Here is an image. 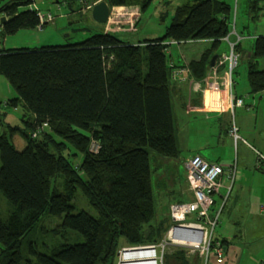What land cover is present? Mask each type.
Returning a JSON list of instances; mask_svg holds the SVG:
<instances>
[{"label":"trees","instance_id":"obj_1","mask_svg":"<svg viewBox=\"0 0 264 264\" xmlns=\"http://www.w3.org/2000/svg\"><path fill=\"white\" fill-rule=\"evenodd\" d=\"M3 1L2 37L41 25L37 10L31 8L34 0ZM108 1L111 6L128 0ZM152 1L143 0V10ZM233 17L226 0H190L175 8L162 36L138 43L96 32L78 43L0 47V75L18 94L6 103L22 102L34 115L26 122L29 141L24 150L17 151L9 140L17 127L0 134V197L5 195L12 204L7 220L0 214V264H116L123 241L141 246L162 240L161 226L150 223L155 211L150 154H179L169 48L173 41L212 39V47L188 64L192 79L202 80L222 39L231 34L233 23L236 26ZM257 65L252 62L247 72L251 93L264 92V69ZM44 122L49 123L46 132L33 139L30 131ZM92 141L100 144L99 152L89 151ZM69 146L74 150L67 155ZM81 154V165H74ZM57 177L63 180L60 188L53 185ZM78 190L95 216L72 202ZM45 213L61 220L53 229L56 235L73 230L84 241L63 242L49 253L33 242L23 244ZM168 221L167 228L170 216ZM163 255L189 264L183 250Z\"/></svg>","mask_w":264,"mask_h":264},{"label":"rangeland","instance_id":"obj_2","mask_svg":"<svg viewBox=\"0 0 264 264\" xmlns=\"http://www.w3.org/2000/svg\"><path fill=\"white\" fill-rule=\"evenodd\" d=\"M66 1H68V3L71 2V0H34L33 7L44 12L47 16L52 15L53 19L46 24L43 30L39 27L25 28L16 33L6 35L3 37V39H5V45L2 46H6V48L9 49H35L49 45L78 43L96 32H103L104 27H107V25H109V28H118L116 30L119 31H114V33L125 41L138 42L144 39L157 38L165 33V26L170 23L172 18L171 14L174 12L175 8L190 0H153L146 10H143L142 7L143 0H128L125 5H111L114 14L110 24L97 22L93 18L92 11L86 7L87 2H95V5L102 0H85L84 3H80V0H73V9L68 6V3L66 4ZM106 1L109 2L108 0ZM226 1L232 4L234 10L233 18H235L237 29L240 31L243 29V34L245 35L242 40L241 48L237 50V52L240 53V61L235 71V77L238 81L237 87L243 89L248 85L247 72L251 63L259 61L260 64L257 65L259 69H262L264 66V0ZM163 12L168 13L161 19L160 17ZM3 17L5 16L0 12V24L3 22ZM134 27L137 29L122 30L123 28ZM249 35L250 38L247 39ZM233 37L234 36H232V38ZM228 43L227 40L222 39L218 49L219 54L224 55L230 52L231 48ZM212 44L213 42L211 40L174 43L170 46L168 52L169 63L171 64V60H174L175 63H183L184 61L199 59L206 49L212 47ZM255 45H257L256 48L254 47ZM252 53H260L261 56L253 58L251 55ZM171 85L170 94L174 105L173 112H175L177 124V126H175V128H177V147L181 150V153L179 152V156L175 159L166 158L154 151H151L150 154L151 167L153 170L152 184L155 198V211L152 214L153 217L150 223H156L155 227L161 226V229L164 231V237L158 243L157 254L159 257V264H178L174 257L170 256L168 260L166 259L163 255L164 249L161 244L163 243V239L167 238L169 234V228L167 227L169 224V216L171 217V205L181 199H192V190L187 186V182L184 179L185 166L182 163L183 157L189 153L188 144H193V142H195L197 145L205 146L209 141H216L217 143L212 144L210 149L203 148L201 151L202 154L207 156L210 160H215V155L219 158L221 154H224L227 158H232V161L223 164L229 166L236 162L239 171L238 177L232 184V188L235 184V189L231 196L229 195L228 201L226 200L227 206L224 212L221 208L225 199L218 193L214 195V199L216 200L214 208L218 213H215L217 223L213 231V237L215 239L219 238L224 245L223 238H226L228 243H231L236 235L244 234V242H242V244L246 246V248L242 249V247H240L241 244L235 242L238 248L236 258L237 256L241 257L242 264H250L251 261H254L255 264H264V235L255 234L254 232L250 234L246 233L250 230L264 231V223L261 222L264 214H261L258 210L260 204L264 203V201H261L264 199V189L259 186V184L264 181V176L261 180L258 177H253L254 172H256V174L258 173V169L256 170L253 166L254 157L252 153L248 152L245 147L240 146L241 155L239 164L237 158L238 149L235 148V144L231 146V148L227 145L224 151L223 145L227 144L226 140H228V143L231 142L230 137H220L219 133H211L207 128L213 129L214 127L206 126V124L204 125L202 122L199 123V131H196L194 129L195 126L189 121L190 119L193 120L195 117H186L182 115L181 112H177L179 108L177 103L180 95H174L172 93L173 87ZM15 95H17V92L12 87L7 77L0 75V134L6 129L9 130V126L12 128H16V126L23 128L25 125L22 120L23 110H21V107L19 106L15 109V107L11 105L8 106L5 103ZM55 137L58 140L60 139L57 136ZM188 138H192V140H188ZM9 140L17 151L24 150L29 141L28 137L24 135V130L15 131L14 136ZM96 147H98L97 152H99L101 148L100 144L96 141H92L89 145V151L96 153L92 151ZM65 148V153L67 155L73 153V147L71 148L69 146ZM83 157L84 155L81 154L78 158H75L76 161L74 165L79 163L80 166ZM241 157L245 158L244 162ZM75 167L79 169V173H82V170H80L78 166ZM241 170L245 173V177L239 182L241 176L240 172L242 173ZM186 177L188 178V173ZM62 181L61 177H57L56 181H53V185L56 184L55 186L60 188L63 185ZM231 182H229V185H231ZM220 193L226 198L229 191L221 189ZM72 202L76 205L77 209L85 210L93 216L96 215L93 206L82 191L78 190L75 192ZM248 206H253L250 215L256 216V221H252L254 218L250 215L246 217L245 209ZM11 211L12 204L9 199L2 194L0 197V214L3 220L8 219ZM193 218L192 215L188 217L189 220ZM60 222V219L45 213L35 227L25 236L23 244L30 245V242H33L37 245L39 251L49 253V250L61 245L63 242L78 243L84 241V236L80 232L73 230H70L67 236L56 235L53 229H55ZM251 223H253L252 226L249 225ZM245 237L249 238V242H246ZM123 245V247H129V243L126 241H123ZM166 246L165 251L167 253H174V255L177 251H185L189 264H220L217 260L218 258H216L215 247L211 248L210 254L208 257L206 256L205 261V259L203 260V255L206 253L202 254L201 250L199 252L197 248L188 247L182 249L171 243ZM248 249H250V252ZM122 253L123 249L120 250L118 254L116 264H120L123 260ZM236 261H231V264H236Z\"/></svg>","mask_w":264,"mask_h":264},{"label":"built area","instance_id":"obj_3","mask_svg":"<svg viewBox=\"0 0 264 264\" xmlns=\"http://www.w3.org/2000/svg\"><path fill=\"white\" fill-rule=\"evenodd\" d=\"M85 0H80L84 3ZM92 5L87 3V8ZM33 9H35L32 5ZM37 10L41 25L52 20V15H46L44 12ZM113 13V12H112ZM111 19V18H110ZM40 25V26H41ZM1 32V29H0ZM236 35L235 41H229L231 50L229 53L221 56L224 58L226 65L218 69L216 67L210 68L207 75L201 80L200 87L203 96L204 108L208 111L224 112L230 111L231 116V129L230 135L234 141L238 143L242 137L240 134L239 126L235 122L234 112L236 107L244 106V99L237 98L234 94L235 90V71L239 66L237 54H239L235 47L243 39L236 30L233 31ZM4 40L0 34V47L3 45ZM237 53V54H236ZM178 71H175L173 78L176 79ZM49 127L48 122L37 126L30 131L32 138H39ZM244 140V139H242ZM98 147L93 149L97 152ZM258 166L264 167V154L260 151L257 152ZM188 181L193 192V200L176 202L171 205V218L173 221L172 227L169 231V238L171 242L180 244L181 246L197 248L201 250L202 254L206 253L207 256L212 247H215V252L221 261L223 258V249L220 242L212 245V229L206 225L214 226L217 219L210 218V208L213 204V193L218 190L224 178L234 181L238 175V166L236 163L229 165L227 168L223 164L205 160L199 154L191 156L187 162ZM264 210V207H263ZM194 215V221H188V217ZM174 231L175 233H173ZM165 245L163 244V247Z\"/></svg>","mask_w":264,"mask_h":264},{"label":"crops","instance_id":"obj_4","mask_svg":"<svg viewBox=\"0 0 264 264\" xmlns=\"http://www.w3.org/2000/svg\"><path fill=\"white\" fill-rule=\"evenodd\" d=\"M9 1V0H7ZM73 1V0H72ZM5 1L0 0V5L3 4ZM68 3V1H66V4ZM74 3V1H73ZM69 7H71L70 3H68ZM71 9H73V4ZM84 9V8H83ZM172 16V14H171ZM161 18V17H160ZM48 24V23H47ZM168 25V24H167ZM166 25V26H167ZM46 26V24L44 25V27ZM109 25H107V27H104L105 29H103V31H119L116 30L118 28H109ZM165 26V28H166ZM44 27H42V30L44 29ZM122 29V28H119ZM126 29H132L133 28H123L122 30H126ZM137 29V28H136ZM238 31L245 36L243 33V29L242 31H240L238 29ZM250 38V35L248 36L247 39ZM231 40H235V36L232 38L231 36ZM131 42V41H130ZM139 42V41H138ZM138 42H132V43H138ZM229 44V43H228ZM241 44L242 41L239 45V49L241 48ZM5 45V39H4V44ZM230 46V45H229ZM257 45H255L254 47L256 48ZM6 47V46H5ZM253 57H259L261 56V54H256V53H252ZM263 59H264V55H263ZM190 61H184L183 63H175L174 60H171V65L174 66L175 68H179V72L177 75V78H170V85L173 87L172 88V93L175 95H180V98L178 100V109L177 112H181L182 115L186 116V117H195L193 120H189L190 123H192L194 127V129L197 131H199V123L202 122L204 123V125L206 124V126H212L214 127L213 129L207 128V130H209L211 133L217 134L219 133L220 137H225L228 136L230 137V141L227 144H224V151L227 148V145L233 146L235 144V148L238 149V164L240 162V146H243L246 148V150L248 152H251L253 157H254V163L253 166L254 168L257 170V174L256 172H254L253 177H258L260 180L263 178L264 176V167L258 168V158H257V152L260 151L264 154V92H260V93H251L250 92V86L249 83L247 81V86L246 88L244 87L243 89H240L238 86V81L236 80V86H235V90H234V94L237 97H243L244 101H245V106L243 107H237L235 109L234 112V116H235V122L236 124L239 126L240 129V134H241V142L238 143V145L235 143V141L233 140L234 138L230 135V129H231V112L227 111V112H222V113H215V112H209L204 108L203 105V96L201 93V87H200V82L201 80H194L192 79L193 77L191 75H189V72L186 70V66H188ZM258 64H260L259 61H257ZM185 68V69H184ZM264 69V66L263 68ZM172 76V74H171ZM171 95V94H170ZM18 94L15 95L13 98H10L8 101L17 98ZM7 102V101H6ZM5 102V103H6ZM7 104V103H6ZM17 106H13L16 108H18L19 106L21 107L22 111V120L24 121L25 125L23 126V128L16 126L17 130L16 131H20V130H24V135L27 137L26 135V129L27 128V124L26 122L31 120L33 118V114L25 107V105L22 102H18ZM171 105H172V114H173V121H174V128L175 126H177L176 124V116H175V112H173V103H172V98H171ZM10 106V105H8ZM181 115V114H180ZM188 121V122H189ZM203 125V126H204ZM189 134V133H188ZM175 136H176V142H177V128H175ZM188 140H192V138H188ZM217 143L216 141H209L206 143L205 146L203 145H197L195 142H193V144H188V151L189 153L183 157L182 159V163L186 164L188 158L194 154H200L203 157H205L207 160H210L207 156L202 154V150L203 148H207L210 149L212 147V144ZM178 148V147H177ZM178 151L181 153V150L178 149ZM208 155V154H207ZM179 156V154H178ZM177 156V157H178ZM176 157V158H177ZM175 159V158H172ZM232 158H227L226 156H224V154H221L219 156V158H217V156L215 155V160H210L213 162H218V163H229L231 162ZM242 161L244 162L245 158L241 157ZM236 163V162H235ZM237 164V163H236ZM227 168V166H226ZM242 171V170H241ZM239 175V172H238ZM237 175V177H238ZM240 180L239 182L244 179L245 177V173L242 171V173L240 172ZM181 176V174H180ZM186 166H185V181L187 182V186H189L188 181L186 180ZM236 177V178H237ZM236 180V179H235ZM229 182H231L229 179L224 178L220 187L218 188V194H220V196L222 198H224V204L221 208V210L224 212V210L226 209L227 206V201L228 198L231 196V194L233 193L234 189H235V184L233 185L232 188V184L235 182H231V185H229ZM262 183H264V181H262ZM259 184V186L264 189V184ZM241 188V185H240ZM221 189H226L229 191L227 197H223V194L220 193ZM264 193V191H263ZM260 194V193H258ZM230 195V196H229ZM188 200V199H185ZM227 200V201H226ZM179 201H184V199L179 200ZM261 201H264V199H262ZM264 203H261L259 206V211L261 212V214H264ZM253 209V206H248L246 207V212L245 215L246 217L248 215H250L251 211ZM252 218H254L252 221H256L257 218L256 216L250 215ZM250 220V219H249ZM248 222V221H247ZM261 222L264 223V216L261 219ZM253 223L249 224L250 226H252ZM251 232H254L255 234H262L264 235V231L263 230H250L249 232H246L247 234H250ZM245 233V234H246ZM236 235V234H235ZM244 235V234H243ZM243 235H236L235 239H233V241L231 243H228V241L226 240V238H223L224 240V245H223V252H224V257L222 259V261L220 262L219 259H217L219 261L220 264H231V261H236V264H242V260L241 257L237 256L236 258V254L238 251L237 246L235 245V242H237L238 244L240 243V247L246 248V246H243L242 242H244L243 239ZM260 235V236H262ZM246 242H249V238L245 237ZM248 251L250 252V249H248ZM218 258V257H216ZM234 258V259H233ZM206 258L203 257V260ZM233 259V260H232ZM254 261H251L250 264H255ZM248 264V263H247Z\"/></svg>","mask_w":264,"mask_h":264},{"label":"bare ground","instance_id":"obj_5","mask_svg":"<svg viewBox=\"0 0 264 264\" xmlns=\"http://www.w3.org/2000/svg\"><path fill=\"white\" fill-rule=\"evenodd\" d=\"M103 1V0H102ZM106 1V0H105ZM80 3H82V2H80ZM88 3V2H87ZM95 3V2H94ZM94 3H89V4H91L92 5V7L91 8H89L90 9V11H92V9H93V7H94ZM109 6H110V4H109ZM86 7H87V5H86ZM110 10H111V12H110V16H109V20H108V24H110L111 23V19L110 18H112V16H113V14L114 13H112L113 12V8H112V6H110ZM234 20H235V18H234ZM47 23H49V21L48 22H46V23H44V24H42L41 26H39V28H41L42 29V27H44V25L45 24H47ZM106 23V24H107ZM105 29V28H104ZM133 30H136V27H134L133 28ZM234 30H236V32L240 35V36H242L243 37V39H244V36L238 31V29L236 28V26H235V23H233V30H232V32H231V34L229 35V36H227V37H229V40L230 41H232L231 40V36H235V40H236V35L235 34H233V31ZM103 32H107V31H103ZM109 32H112V33H114L113 31H109ZM225 40H227L226 39V37L224 38ZM242 39V40H243ZM4 40V39H3ZM203 40H205V41H207V40H211L212 41V39H203ZM235 40H233V41H235ZM241 40V41H242ZM228 41V40H227ZM232 41V42H233ZM240 41V42H241ZM184 42H186V41H184ZM229 42V41H228ZM173 43H177V42H175V41H173ZM4 44V43H3ZM229 45H230V43H229ZM2 47V46H1ZM230 48H231V46H230ZM170 49V48H169ZM239 53V52H238ZM237 54V53H236ZM219 56H218V58L216 59V61H215V64L212 66L211 64H210V66H209V69L210 68H214V67H216V68H218V69H221V68H223L225 65H226V63H225V61H224V58H222L221 56H223V54L221 55V54H218ZM237 56H238V60L240 59V53L239 54H237ZM211 63V62H210ZM174 67V66H173ZM174 70H173V72H172V76H171V78H173V74H174V72L175 71H178L179 70V68L177 69V68H173ZM185 69V68H184ZM209 69H208V71H209ZM186 70L189 72V75H191V72H190V67L189 66H186ZM207 75V74H206ZM205 77V76H204ZM203 77V78H204ZM235 80H236V77H235ZM235 86H236V84H235ZM237 97V96H236ZM237 98H239V97H237ZM241 98H243V97H241ZM244 99V98H243ZM245 102V101H244ZM244 106H245V104H244ZM240 107H243V106H240ZM237 108V107H236ZM208 111V110H207ZM209 112H215V113H222V112H217V111H209ZM224 112H227V111H224ZM230 112V111H229ZM26 134H27V131H26ZM234 140V139H233ZM239 142H241V141H239ZM238 142V143H239ZM236 143V142H235ZM238 143H236L237 145H238ZM194 155H196V154H194ZM200 155V154H199ZM193 156V155H192ZM202 158H204L205 160H207L205 157H203L202 155H200ZM191 157V156H190ZM189 157V158H190ZM188 158V159H189ZM210 161V160H209ZM211 162H213V161H211ZM215 163H218V162H215ZM219 164H221V163H219ZM223 164V163H222ZM223 165H225V164H223ZM185 166H186V164H185ZM225 167H226V165H225ZM228 167V166H227ZM258 168H263V167H259L258 166ZM262 170H264V169H262ZM186 171H187V167H186ZM186 175H187V173H186ZM187 181H188V178H187ZM223 181V180H222ZM235 181V180H234ZM188 184H189V181H188ZM189 187H190V184H189ZM190 189H191V187H190ZM192 190V189H191ZM218 192V190L216 191V192H214L213 193V204H212V207H214V205H215V202H216V200L214 199V195L216 194ZM193 198H194V196H193V192H192V199H188V200H184V201H191V200H193ZM176 202H183V201H176ZM176 202H174V203H176ZM212 207L210 208V214L212 215V217H211V215H210V218L211 219H216L217 217H216V215H215V213H218L216 210H215V208L214 209H212ZM194 218L192 219V220H189L188 219V221H194L195 220V216L194 215H192ZM171 218V217H170ZM171 222H172V224H173V221H172V218H171ZM172 224L170 225V227H169V231H170V229H171V227H172ZM207 227H209L210 228V230L212 229V245L214 246V244H216L217 242H220L221 243V245H223V243L220 241V239L218 238V239H215L214 237H213V231H214V228H215V226H214V228H212L211 226H209V225H206ZM168 231V232H169ZM173 233H175L174 231H172ZM213 239H214V242H213ZM173 244V245H177V246H179L180 248H184V249H186V248H188V247H185V246H181L180 244H176V243H174V242H171L170 241V238H169V234L167 235V238H165V239H163V243L161 244V245H165L164 247H163V253H165L166 251H165V249H166V245L167 244ZM123 249V253H122V258H123V260L120 262V264H159V257H158V254H157V251H158V244H150V245H141V246H129V247H127V246H125V247H123L122 248ZM121 249V250H122ZM222 249H223V246H222ZM199 252H200V250L199 249H197ZM119 253H120V251H119ZM209 254H210V252H209ZM209 254L207 255V257L209 256ZM215 254H216V252H215ZM216 256H217V254H216ZM203 257H205L206 258V255H203ZM218 257V256H217ZM223 257H224V252H223ZM219 259V258H218ZM223 259V258H222ZM220 261V260H219ZM222 261V260H221ZM220 261V262H221Z\"/></svg>","mask_w":264,"mask_h":264},{"label":"water","instance_id":"obj_6","mask_svg":"<svg viewBox=\"0 0 264 264\" xmlns=\"http://www.w3.org/2000/svg\"><path fill=\"white\" fill-rule=\"evenodd\" d=\"M110 6L109 3L105 0L100 1L99 3L95 4L93 9H92V15L93 18L99 22V23H107L109 20V16H110ZM6 19V17L2 18V21L4 22ZM218 54H215L212 57L211 60V65L213 66L215 64L216 59L218 58Z\"/></svg>","mask_w":264,"mask_h":264}]
</instances>
